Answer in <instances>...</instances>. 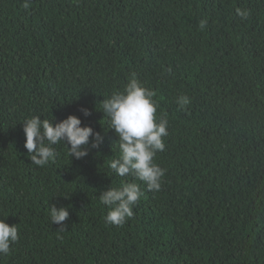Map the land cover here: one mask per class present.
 I'll list each match as a JSON object with an SVG mask.
<instances>
[{"label": "trees", "instance_id": "16d2710c", "mask_svg": "<svg viewBox=\"0 0 264 264\" xmlns=\"http://www.w3.org/2000/svg\"><path fill=\"white\" fill-rule=\"evenodd\" d=\"M24 4L0 0V219L19 237L0 264H264V0ZM133 74L168 121L158 192L109 167L119 142L102 101ZM70 114L99 148L76 160L60 143L33 164L23 121ZM132 182V217L108 223L100 193ZM52 205L68 208L67 230Z\"/></svg>", "mask_w": 264, "mask_h": 264}, {"label": "clouds", "instance_id": "9594fccd", "mask_svg": "<svg viewBox=\"0 0 264 264\" xmlns=\"http://www.w3.org/2000/svg\"><path fill=\"white\" fill-rule=\"evenodd\" d=\"M24 6H28L27 0ZM236 13L241 19L250 15L247 9L237 8ZM206 23L201 20L200 28L203 29ZM154 95L133 74L123 91H115L103 99L102 110L108 117V128L114 130L119 142L120 155L109 162L110 169L120 177L132 175L144 182L149 191L158 192L166 170L154 162V157L165 148L163 137L168 135V121L166 118L157 120ZM177 103L183 108L190 101L187 96H181ZM80 111L84 116L91 114L87 107L82 106ZM23 133L24 147L32 163L41 167L55 161L54 145L63 143L71 159L80 160L88 155L89 146L98 149L103 142L100 132H94L90 125H82L81 118L74 114L55 123L54 119L49 121L33 116L23 121ZM143 195L140 185L135 182L103 190L99 199L109 208L106 221L123 226L132 217L133 208ZM49 214L52 223L59 225V230H67L63 223L69 216L67 207L52 205ZM18 238L16 224L10 226L5 219H0V255L8 254Z\"/></svg>", "mask_w": 264, "mask_h": 264}]
</instances>
